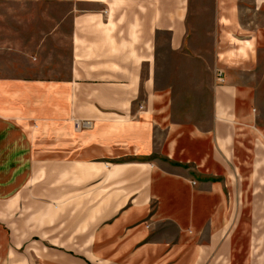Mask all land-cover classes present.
Masks as SVG:
<instances>
[{"label": "crops", "instance_id": "0c3cea01", "mask_svg": "<svg viewBox=\"0 0 264 264\" xmlns=\"http://www.w3.org/2000/svg\"><path fill=\"white\" fill-rule=\"evenodd\" d=\"M79 1L91 3L97 11H102L108 1L113 2L0 0V201L16 196L33 175L36 153L30 135L17 119L50 121L57 128L71 130V120L78 116L79 22L76 15H70L76 13ZM114 1L132 5L129 13H136L141 7L136 0ZM204 1L181 0L178 9L170 5L164 10L182 16L175 23L156 26L169 31L167 46L171 50L185 47L187 30L195 26L196 15L199 18L202 13L211 14V30L220 31L221 21L227 19L223 0H212V5ZM256 3L262 23L255 36L231 37L239 47L218 53L219 59L222 53L243 59L252 52L254 44L264 45V0ZM62 4H68L65 15L59 11ZM236 7L230 11V22L237 20ZM95 18L92 15L95 24L107 27ZM216 44L219 47L220 41ZM141 54L134 56L132 68L118 65L117 72L93 74L124 79L98 84L101 101L96 100L93 105L88 100L81 102L89 109L88 118L96 120L101 114V120L113 121L116 127L125 122L126 112L121 111L141 95ZM145 61L149 62V85L142 91L143 103L152 130L144 138L126 140L125 148L116 143L99 152H94L98 148L91 147L93 144L81 148L87 152L75 156L77 160L66 167L74 169V174H78L77 168L85 173V180L79 182L85 184L70 189L85 190V212L77 216L72 208L57 218L58 213L50 207L38 211L37 219L49 223L37 234L48 242L34 246L39 256L37 264H257V259L264 256V217L249 229V223L243 220L246 203L242 197L237 198L236 185L231 180L237 126H255L248 96H239L243 88L233 84L211 87L209 102L198 108L205 113L203 119L187 115L185 119L176 118L172 87L154 85L153 77L158 75L156 52ZM216 70L223 73L222 69ZM113 89H118V95L111 93ZM242 91L247 94L249 85ZM238 102L249 112L239 114ZM91 108L101 111L95 110L96 115L90 116ZM182 108L191 106L182 101ZM260 156L253 165L252 178L264 166V156ZM63 196H58L60 200L54 204L71 199L62 200ZM52 220L55 222L50 224ZM66 220L73 221L67 229L63 226ZM7 237V230L0 225V248L4 253H0V264L7 261L15 247L23 252L26 247L24 241L17 246L8 239L7 243ZM76 248L84 251V256ZM24 259L21 264L26 263ZM258 264H264V257Z\"/></svg>", "mask_w": 264, "mask_h": 264}, {"label": "rangeland", "instance_id": "374dc122", "mask_svg": "<svg viewBox=\"0 0 264 264\" xmlns=\"http://www.w3.org/2000/svg\"><path fill=\"white\" fill-rule=\"evenodd\" d=\"M200 1L202 2V0ZM136 2L141 5L136 13L127 12V10L133 9L132 5H123V1L119 4L114 0L113 2L108 1V5H105L106 7L102 8V11H97L91 3L79 1L76 13H71L70 17L76 15L79 22L77 40L79 104L77 106L78 116L71 120V130L68 127L57 128L50 121L17 119V122L30 135L36 156L33 175L27 185L13 198L0 201V225L9 234V238L4 240L8 239L13 246L24 241L26 246L24 252L22 248L16 249L15 247L14 252L3 264H15V262L21 264L20 261L24 258L25 264H37L39 256L37 248L34 246L40 245L41 241L48 244L46 239L38 237L37 234H39L40 228L42 229L49 223V220L39 221L37 219L38 211L44 212L50 207L51 211L55 212L56 210L58 213L57 218H61V213L69 212L72 208L73 213L77 216L84 214L85 190L78 189L71 192L70 189L85 184L79 183L81 180H85V173L82 174L81 168H77L79 172L76 175L73 172L74 169H69L66 166L77 160L75 156L84 154L83 151L87 152V149H81L85 144H93L91 147H97L98 149L94 152L106 149L112 143L125 148L128 144L126 140L133 141L137 138H144L150 133L152 130L150 117L146 114L147 109L144 108L145 96L142 91L149 85L147 81L149 62L145 61V58L154 52H156L158 72V75L153 77L154 85L157 88L172 87L174 91L172 96L175 101L173 111L176 113V118L182 116L185 119L187 115L191 119L193 117L199 120L203 119L205 113H201L198 108L209 102L211 87L214 89L233 84L244 90V87L249 85L247 94L241 90L238 95L248 96L255 116V128L250 125L237 126L232 144L234 158L231 165V180L236 185L237 198L238 196L242 197L243 202L246 203L243 205L246 217L243 220L249 223V229L257 226L258 218L264 217V166L260 167L255 177L252 178L255 161L261 159L260 155L264 156V45L254 44L252 52L243 59L235 54L230 58L225 55L230 49L239 47V43L231 37L247 39L248 35L249 38L255 36L256 28L262 23L259 13L255 9L258 0H223V15H226L227 19L221 21L220 31L211 30L213 28V21L209 19L211 14L202 13L199 18L196 15L193 21L195 26L187 30L189 34L187 33L185 38L187 40L185 47L180 50H171L167 46L170 37L169 31L158 30L156 26H162V24L166 26L181 19L180 13L164 12L165 9L170 8V5H173L174 9H178L181 0H136ZM203 3L212 5L213 2L205 0ZM234 5L238 7H236L237 20L230 22V11L234 10ZM67 9L68 4H62L59 11L65 15ZM29 12L31 11L27 13ZM67 14V19H69V13ZM92 15H95V19L103 25L107 24V27L95 24V20L91 19ZM27 18L30 17L27 16ZM209 33H212L213 36H210ZM218 41H220L219 47L216 44ZM221 52L225 53H222V59H219L217 54ZM137 53H142L141 57L144 60L141 64V95L139 93L136 102L121 111L126 112L125 122L119 123L116 127L117 124L113 121L101 120L103 118L101 114L96 117V120L88 118L86 110L89 109L86 104L81 102L88 100L93 105L92 102L101 101L102 90L97 86L98 84L124 79V77H102L93 74L104 71L117 72L118 65L132 68L133 62H135L133 58L134 56L136 58ZM200 57L204 59H200ZM115 58L121 61L118 62L114 60ZM216 69H222L223 73ZM124 71L125 69L122 70V72ZM117 90L113 89L111 93L118 95ZM110 99L112 100L113 97ZM182 101L185 106H191V108L183 109ZM238 107L239 114L249 112V109L245 106L242 107L240 103ZM91 110L93 109L91 108ZM95 110L101 111V108ZM95 110L90 116L96 115ZM114 115L117 114L111 116ZM227 115L229 116V112ZM223 151L225 150L223 149ZM70 157V160H66ZM60 195H64L61 197L62 200L70 197L71 199L60 205L59 203L54 204L60 200L58 198ZM54 222L52 220L50 224ZM72 223L73 221L66 220L63 222V226L65 225L67 229ZM2 251L3 249L0 248V253L4 255ZM77 251L83 255L84 251L78 249ZM263 257L257 259L258 263L262 262ZM253 261L255 262V260Z\"/></svg>", "mask_w": 264, "mask_h": 264}]
</instances>
